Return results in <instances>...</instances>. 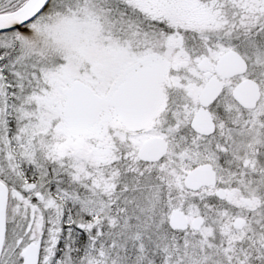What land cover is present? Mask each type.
Segmentation results:
<instances>
[{"label": "snow or ice", "instance_id": "6c2138e0", "mask_svg": "<svg viewBox=\"0 0 264 264\" xmlns=\"http://www.w3.org/2000/svg\"><path fill=\"white\" fill-rule=\"evenodd\" d=\"M0 264H264V0H0Z\"/></svg>", "mask_w": 264, "mask_h": 264}]
</instances>
